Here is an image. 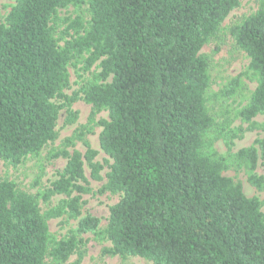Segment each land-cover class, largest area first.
<instances>
[{"label":"trees","instance_id":"1","mask_svg":"<svg viewBox=\"0 0 264 264\" xmlns=\"http://www.w3.org/2000/svg\"><path fill=\"white\" fill-rule=\"evenodd\" d=\"M259 1L258 11L230 30L257 82L236 113L251 125L257 116L264 119ZM83 5L89 21L74 20V36L60 45L53 27L57 12ZM238 6L239 0H16L0 23V161L17 167L39 155L57 139L59 112L66 109V124H73L77 113L70 107L82 100L91 105L88 125L102 128L99 147L112 161L99 192L120 200L109 208L104 230L98 218L81 216V195L89 192L84 163L97 182L103 166L86 140L84 154L67 151L83 132L66 139L64 149L50 155L66 165L42 194L0 182V264H67L85 246L81 236L87 233L110 243L101 250L104 257L264 264L262 203L223 176L245 170L249 184L263 191L264 177L253 173L264 159V138L225 156L216 152L220 140L230 151L242 130L217 123L208 109V62L200 55ZM79 57L85 71L96 65L99 72L82 83L79 95L68 97V66ZM101 112L107 119L95 121ZM54 196L66 198L41 213L39 198L48 204ZM64 216L77 225L57 240L48 221ZM78 256L71 264H80Z\"/></svg>","mask_w":264,"mask_h":264},{"label":"rangeland","instance_id":"2","mask_svg":"<svg viewBox=\"0 0 264 264\" xmlns=\"http://www.w3.org/2000/svg\"><path fill=\"white\" fill-rule=\"evenodd\" d=\"M15 2L16 0H0V23L5 22V18L15 5ZM259 8V0H239V6L229 13L218 33L210 38L200 51V55L208 62V75L210 78V86L206 96L208 109L217 123L227 124L231 128L242 130V137L232 141L230 151L221 140L215 143L214 148L219 155L225 156L229 152L235 153L240 149L255 146L257 140L264 138V119L262 116H257L253 119V125L244 123L239 118H236V113L248 104L257 82L249 71V57L236 46L230 33L232 27L241 24L246 18L255 14ZM76 19L84 25L87 24L90 19L87 5L80 7L68 6L57 12L53 27L55 38L59 40L60 45L63 44L61 39L64 37H66L64 39H69V36H74L71 23ZM84 66L83 57L75 59L68 66L69 86L64 91L66 96L79 95L82 83L93 74L99 72L96 65L92 66L88 71L84 70ZM60 103L62 102H57V104ZM70 110L77 113L75 122L67 125L68 113L66 109H62L59 112L55 128L57 139L44 147L39 155L28 157L17 167L6 165L0 161V182L3 180L10 181L14 183L19 191L32 196L42 194L50 187L51 182L58 179V174L61 173L67 162L62 157L50 159L51 152L63 150L66 139L83 132V139L76 140L74 147L67 148V151L69 153L78 151L84 154L86 147L83 144V140L89 143L91 149L97 151L94 161L103 166V170L100 173L102 180L98 182L91 180L90 171L84 163V175L88 180V184L85 185L82 182L78 184L85 185L89 189L87 194L81 195L83 202L81 216L92 215L98 218L100 221L99 229L104 230L109 218V208L120 200L118 195L99 192L106 183L105 175L109 171L108 167L112 161L99 147V134L102 128L97 125H88L91 105L86 104L82 100H77L72 104ZM101 118L107 119V113L101 112L96 116L95 121ZM253 174L264 177V159H259ZM223 176L239 182L247 198H257L262 203L261 211L264 214V190L258 191L249 184V174L245 170L230 169L225 171ZM64 198L66 197L54 196L48 204L43 203L39 198L38 203L41 213L55 206L59 200ZM76 225L77 221L67 220L66 216L48 221L49 232L57 240L66 237L71 230L76 228ZM81 238L85 246L75 252L67 264L75 262L79 254L82 256L80 264H152L136 257L126 259L104 257L101 254V250L110 246L109 242L99 241L90 233L82 235Z\"/></svg>","mask_w":264,"mask_h":264}]
</instances>
